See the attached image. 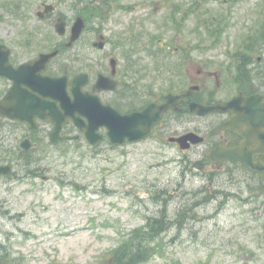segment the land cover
Instances as JSON below:
<instances>
[{
  "label": "flooded vegetation",
  "instance_id": "1",
  "mask_svg": "<svg viewBox=\"0 0 264 264\" xmlns=\"http://www.w3.org/2000/svg\"><path fill=\"white\" fill-rule=\"evenodd\" d=\"M79 1L71 10L76 13L72 21L61 13L59 0L14 1L16 7L10 11L21 15L18 24L3 30L0 21V62L10 49L8 64H0V101L8 100L7 95L15 88L8 111L23 112L26 119L0 116V154L5 158L1 164L15 171L20 161L26 175L47 179L38 160L61 143L82 141L84 147L97 150L100 158L112 160L111 153L120 155L129 144L155 141L179 153L174 158L178 167L166 179L169 223L183 225L191 216L204 214L201 212L209 206L207 199L210 197L213 204L219 197L208 196L207 191L221 195L232 186L228 183L231 179L238 190L246 192L243 202L262 205L259 214H264V169L251 166L264 167V34L241 37L237 43L234 38L224 40L222 17L209 16L212 11L201 7L203 0L161 2L167 3L161 7L167 11V23L154 27L153 32L144 21L147 14L144 18L141 15L144 10L138 0H128L119 7L125 18L130 17V30L124 27L117 33L112 18L119 0ZM228 2L234 4L235 0ZM63 16L67 25L59 34L57 20ZM79 17L85 27L71 42V31ZM94 19H100L97 25H92ZM47 30L58 36L49 46L44 36ZM30 47L35 51L30 52ZM55 50L58 53L48 64L36 63L42 53ZM147 56L153 60L148 61ZM38 75L66 77L71 100L79 93L89 106L95 104L101 117L105 107L125 115L141 112L151 103L169 106L150 136L138 142L126 139L114 143L103 125L97 129L101 141L91 144L86 130L70 118L54 144V123L34 113L35 99L43 96L33 83ZM74 80L76 84H72ZM43 99L53 101L47 96ZM207 107L213 110L201 113ZM78 115L86 126L94 125L87 115ZM230 149L239 150L233 153L250 163L216 160L215 156L223 157ZM191 171L197 180L189 175ZM215 211H220L219 204Z\"/></svg>",
  "mask_w": 264,
  "mask_h": 264
},
{
  "label": "rangeland",
  "instance_id": "2",
  "mask_svg": "<svg viewBox=\"0 0 264 264\" xmlns=\"http://www.w3.org/2000/svg\"><path fill=\"white\" fill-rule=\"evenodd\" d=\"M14 1L0 0L3 30L12 29L21 17L10 11L16 7ZM165 1L138 0L144 10L142 17L147 14L144 21L152 26L149 32L167 23V11L162 9ZM228 1L203 0L201 6L212 11L209 16L222 17L224 40L234 38L237 43L241 37L264 34V0ZM75 2L59 0L61 12L69 21L75 18L76 13L71 11ZM124 3L129 1L116 3L112 18L117 33L124 27L130 30V17L125 18L119 7ZM99 20L94 19L92 25ZM105 28L110 29L107 25ZM44 36L48 46L58 38L49 30ZM33 51L35 48L30 47ZM147 59L153 60L150 56ZM178 154L153 141L149 145L129 144L120 155L111 153L110 160L100 158L82 141L61 143L38 160L47 179L26 175L17 161L10 176L0 177V254L8 256L0 264H115L114 250L144 222L145 213H152L145 203L132 197L135 195L128 197L119 188L130 186L135 191L137 186L142 190L137 191L145 194L144 188L153 179L160 186L168 184L165 179L176 171L178 161L175 163L174 158ZM3 160L0 154V164ZM229 198L240 197L236 193ZM240 213V202L232 200L221 214L209 220L189 224L182 231L177 227L167 229L156 240L159 252L140 264H264V219L260 222L258 217L248 219ZM250 252L256 256L250 258Z\"/></svg>",
  "mask_w": 264,
  "mask_h": 264
},
{
  "label": "water",
  "instance_id": "3",
  "mask_svg": "<svg viewBox=\"0 0 264 264\" xmlns=\"http://www.w3.org/2000/svg\"><path fill=\"white\" fill-rule=\"evenodd\" d=\"M84 26V23L82 21V19H78V21L75 23V27H74V37L73 40H76V38L79 36L78 34L80 33V31L82 30ZM64 27V24L58 23L57 25V29L60 33H62V28ZM57 53V51H54L53 53L49 54V55H42V57L40 59H38L36 61V63H42V62H48L49 60H51L52 57H54V55ZM7 56L8 53L2 58V61L0 62V64H8L7 61ZM65 78H60V77H40V75L36 76L34 78V82L35 83V87L36 89L43 95L45 96H52L54 99L55 98H61V96L63 95V93L66 90V84L67 81ZM13 88L8 96V100L4 102H0V114L6 115L8 117H14L15 116H19V112L17 111H8V106H10V101L9 99H12L14 97L13 92H14ZM64 105V104H63ZM67 109V106L64 105ZM169 106V104L167 105H155V103L151 104L147 110H145L144 112H137L134 114H130V115H121L118 112L114 113V115L112 117H108V118H102L101 120H103L102 122H100V118L99 117H95L94 115L91 116L90 118V123H95L92 127L91 130H94L96 128L99 127L100 124H105L107 126H109L110 128V134L113 137L114 140L118 141V142H122L126 139V137H128L131 141H138L139 139L148 137L149 134L152 132L153 127L159 122L160 117L163 113V111ZM248 108V107H247ZM225 109V108H224ZM213 110V107H207L204 109V111H201V113H206ZM72 111V112H71ZM69 111L67 109L68 114L72 115L74 114V110ZM39 112L41 113V116H44L42 113V110H39ZM104 116V115H103ZM77 124L80 126V122L77 121ZM62 125V121L57 123V129L54 133H58V131H60V127ZM113 130V132H112ZM91 138V137H90ZM94 142H98V138L95 137L93 138ZM239 150H235L232 151L230 150H225L224 151V155L223 157H217L215 156L216 159L218 160H223V159H233V160H241V156L234 154L233 152H237ZM255 168H260V167H255ZM1 172H7L6 169L4 168H0V173Z\"/></svg>",
  "mask_w": 264,
  "mask_h": 264
},
{
  "label": "trees",
  "instance_id": "4",
  "mask_svg": "<svg viewBox=\"0 0 264 264\" xmlns=\"http://www.w3.org/2000/svg\"><path fill=\"white\" fill-rule=\"evenodd\" d=\"M160 199L165 203L164 196ZM160 214H162L160 212ZM167 215L149 218L146 227L135 229L129 237L114 250L113 262L115 264H140L149 261L159 252L156 240L168 227ZM8 256L0 255V262H4Z\"/></svg>",
  "mask_w": 264,
  "mask_h": 264
}]
</instances>
